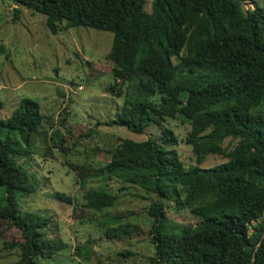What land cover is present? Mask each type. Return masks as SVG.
<instances>
[{
    "label": "trees",
    "instance_id": "1",
    "mask_svg": "<svg viewBox=\"0 0 264 264\" xmlns=\"http://www.w3.org/2000/svg\"><path fill=\"white\" fill-rule=\"evenodd\" d=\"M10 1L43 15L53 34L74 26L112 34L97 68L108 67L113 81L107 90L122 103L106 125L137 133L154 125L161 135H171L163 120L176 114L188 119L184 143L194 164L183 166L174 148L149 136L140 141L118 137L108 160L96 166L67 164L82 190L77 206L87 212L113 206L115 193L84 182L114 179L121 183L118 190L139 187L156 197L145 211L149 264H264V10L244 11L241 0H150L146 12L145 0ZM116 80L121 82L117 89ZM42 120L30 98L20 99L0 118V207L22 236L1 242L3 249L17 248L16 259L7 264H38L61 249L59 240L38 229L39 221L21 214L16 201V193L30 189L11 156L26 152ZM226 138L235 139L229 148L222 146ZM60 142L56 147L66 154ZM209 154L226 160L199 167ZM53 196L77 202L76 196ZM164 200L188 209L197 223L167 228ZM103 232L117 236L112 226Z\"/></svg>",
    "mask_w": 264,
    "mask_h": 264
},
{
    "label": "rangeland",
    "instance_id": "2",
    "mask_svg": "<svg viewBox=\"0 0 264 264\" xmlns=\"http://www.w3.org/2000/svg\"><path fill=\"white\" fill-rule=\"evenodd\" d=\"M149 1H144L142 11H148ZM241 3L244 11L253 7L264 10V0ZM14 7L18 10L13 11ZM111 41L110 32L85 26L62 28L53 34L45 26L43 15L0 0V118H6L22 98L35 101L43 116L41 127L24 146L26 152L11 156L27 177L30 189L16 193L21 214L29 215L28 221H39L38 229L61 242L52 260L39 259L38 264H149L152 255L145 211L152 207L155 195L133 186L118 190L120 182L111 179L104 184L93 177L84 182L85 187L103 188L115 193L117 200L101 212H87L77 206L82 190L67 164L96 166L108 160V150L118 137L140 141L148 136L174 148L183 166L195 163L190 146L184 143L188 119L181 114L162 121L171 135H161L154 125L143 133L106 125L122 103L120 96L107 90L113 81L106 72L108 67L103 71L97 68ZM177 60L172 57L173 62ZM115 82L117 89L121 82ZM185 95L180 93V98L185 99ZM59 141L67 147L66 154L57 149ZM234 141L226 138L222 146L229 148ZM225 160L209 154L197 165L211 167ZM55 193L76 196L77 202L59 201ZM3 195L0 186V198ZM164 212L163 223L169 229L198 221L188 209L177 208L168 200H164ZM107 226L115 227L117 236H106L103 231ZM21 238L20 230L0 207V264L13 261L17 255V248L3 249L1 242Z\"/></svg>",
    "mask_w": 264,
    "mask_h": 264
},
{
    "label": "water",
    "instance_id": "3",
    "mask_svg": "<svg viewBox=\"0 0 264 264\" xmlns=\"http://www.w3.org/2000/svg\"><path fill=\"white\" fill-rule=\"evenodd\" d=\"M254 260V253H252V259H251V261H253Z\"/></svg>",
    "mask_w": 264,
    "mask_h": 264
},
{
    "label": "built area",
    "instance_id": "4",
    "mask_svg": "<svg viewBox=\"0 0 264 264\" xmlns=\"http://www.w3.org/2000/svg\"><path fill=\"white\" fill-rule=\"evenodd\" d=\"M78 88H79V86H78Z\"/></svg>",
    "mask_w": 264,
    "mask_h": 264
}]
</instances>
